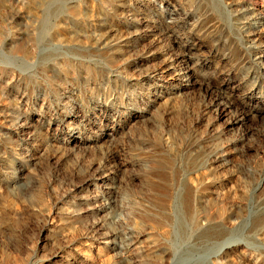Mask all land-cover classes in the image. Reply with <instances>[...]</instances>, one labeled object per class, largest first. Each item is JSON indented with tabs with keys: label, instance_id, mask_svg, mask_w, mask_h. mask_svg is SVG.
Segmentation results:
<instances>
[{
	"label": "rangeland",
	"instance_id": "rangeland-1",
	"mask_svg": "<svg viewBox=\"0 0 264 264\" xmlns=\"http://www.w3.org/2000/svg\"><path fill=\"white\" fill-rule=\"evenodd\" d=\"M209 262L264 264V0H0V264Z\"/></svg>",
	"mask_w": 264,
	"mask_h": 264
},
{
	"label": "bare ground",
	"instance_id": "bare-ground-1",
	"mask_svg": "<svg viewBox=\"0 0 264 264\" xmlns=\"http://www.w3.org/2000/svg\"><path fill=\"white\" fill-rule=\"evenodd\" d=\"M185 49V48H184ZM192 55V54H191ZM190 62V61H189ZM191 70V69H190ZM189 214V213H188ZM189 216V215H188ZM190 218V217H189ZM190 220V219H189ZM188 220V221H189ZM194 220V218L192 219V221ZM184 222H185V220H184ZM212 225V224H211ZM214 225V224H213ZM214 227H216V225L214 226ZM213 228V227H212ZM218 228V227H217ZM220 228H222V227H220ZM181 229H182V231L183 232H185V224L182 222V225H181ZM201 229V228H200ZM206 230V229H205ZM213 230H214V228H213ZM204 231V230H203ZM209 231H210V229H209ZM218 231H219V228H218ZM198 232H200V230H198ZM205 232V231H204ZM223 232H224V230H223ZM208 233V232H207ZM219 233V232H218ZM228 233V232H227ZM198 234H200V233H198ZM224 235L226 234V232L225 233H223ZM229 234V233H228ZM197 235V234H196ZM204 235V234H203ZM233 235V234H232ZM204 236H206V234L204 235ZM212 236V235H211ZM218 236V235H217ZM219 236H220V233H219ZM229 237V236H228ZM231 237H233V236H231ZM210 238V237H209ZM217 238V237H216ZM202 239V238H201ZM201 239H199V240H201ZM217 239H220V238H217ZM221 239H222V236H221ZM226 239V238H225ZM198 240V241H199ZM216 240V239H215ZM205 241V240H204ZM206 241H207V239H206ZM209 241V240H208ZM200 242V241H199ZM229 242H227V241H221V242H219V241H216V245L217 246H219V248H220V250L219 251H223V249H225L227 246L229 247V244H228ZM198 244V243H197ZM212 244V243H211ZM214 244V243H213ZM203 245H206V244H202V246ZM207 245H208V243H207ZM215 245V244H214ZM196 247V246H195ZM214 247V246H213ZM206 248H208V246L206 247ZM206 248H205V250H206ZM210 248V247H209ZM217 248V247H216ZM194 249V248H193ZM202 250H204V248L202 249ZM210 250V249H209ZM196 251H198V250H196ZM208 251V250H207ZM206 251V252H207ZM192 252V251H191ZM194 253H196L195 252V250H194ZM207 254V253H206ZM191 258V257H190ZM205 258V257H204ZM203 259V258H202ZM208 259V258H207ZM206 260V259H205ZM210 260V259H209ZM195 261V260H194ZM211 262V261H210ZM210 262H209V264H210ZM206 263V262H205ZM187 264V263H186ZM200 264V263H199ZM212 264H213V262H212Z\"/></svg>",
	"mask_w": 264,
	"mask_h": 264
}]
</instances>
